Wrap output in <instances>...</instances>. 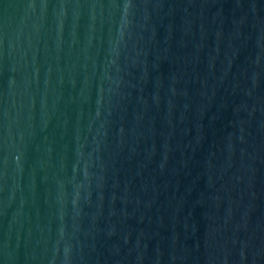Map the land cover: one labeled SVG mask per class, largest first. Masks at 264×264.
I'll return each mask as SVG.
<instances>
[{"label":"water","instance_id":"obj_1","mask_svg":"<svg viewBox=\"0 0 264 264\" xmlns=\"http://www.w3.org/2000/svg\"><path fill=\"white\" fill-rule=\"evenodd\" d=\"M0 264H264V0H0Z\"/></svg>","mask_w":264,"mask_h":264}]
</instances>
